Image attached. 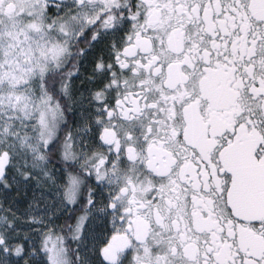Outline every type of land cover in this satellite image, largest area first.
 Listing matches in <instances>:
<instances>
[{
    "label": "snow or ice",
    "instance_id": "1",
    "mask_svg": "<svg viewBox=\"0 0 264 264\" xmlns=\"http://www.w3.org/2000/svg\"><path fill=\"white\" fill-rule=\"evenodd\" d=\"M0 264H264V0H0Z\"/></svg>",
    "mask_w": 264,
    "mask_h": 264
}]
</instances>
